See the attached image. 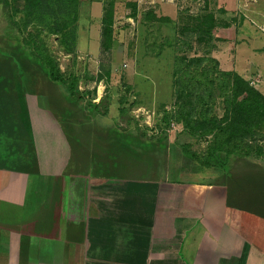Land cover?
<instances>
[{
	"label": "rangeland",
	"instance_id": "374dc122",
	"mask_svg": "<svg viewBox=\"0 0 264 264\" xmlns=\"http://www.w3.org/2000/svg\"><path fill=\"white\" fill-rule=\"evenodd\" d=\"M127 3L136 4V18H129L133 11L126 6ZM104 7L105 0H81L74 53L66 54L55 37L46 36L45 40L61 71L78 78L79 90L89 95L81 100L79 107L87 111L89 101L97 104L105 97L104 105L99 109L102 112L107 107L106 115L95 113L91 119L84 118L87 112L72 115L76 109L66 107L63 101V94L67 93L65 87L48 83L41 89L38 78L34 80V88L22 93L16 76L10 77L6 71L5 61L3 63L6 48L0 44V166L7 170L26 169L28 172L36 166V151L37 159L41 157L37 167L50 157L45 143L47 137L41 129L47 124L39 118L37 121L41 127L36 125L35 117L29 112L31 109L36 114L38 110L46 111L59 128V134L50 131L51 138L57 141L64 138L68 143L71 157L66 162V175H72L73 182L82 176L84 180H98L93 174L99 173L98 161L106 159L108 162L113 158L106 155L104 158L101 152L98 153L103 146L111 144L101 135L115 126L119 131L131 133L143 141L166 136L164 142L169 147L167 166L166 171L160 173L168 175L163 177L164 181L173 182L172 178L182 162V146L189 144L190 151L197 154L206 147L204 140L198 142L186 136L180 124L171 121L166 127L164 122L165 115H174L176 109L172 74L177 53L165 42H172L177 36L175 24L183 25V21L178 20L180 11L192 15L203 10L213 12L221 27L214 32L211 57L218 61L221 71L236 72L264 95V0H115L114 42L109 52H104L100 44ZM2 11L0 6V40H10L16 36L15 29ZM148 12L158 18L168 17L170 21H148L145 17ZM178 37L183 39L180 35ZM194 51H190L189 56L194 55ZM68 111L71 114L67 115ZM214 112L219 117L223 115L220 101L214 106ZM10 130L13 137L9 139ZM92 153L97 154L93 156ZM255 162L264 165V157L255 159ZM114 166L109 173L115 174L120 184L154 180L149 170L145 173L131 169L130 173L129 169L122 167L120 170ZM129 175L132 176L128 178ZM214 177L215 174H181L178 180L184 183L194 179V182H204ZM37 197L34 193V197H28V200L30 202Z\"/></svg>",
	"mask_w": 264,
	"mask_h": 264
},
{
	"label": "crops",
	"instance_id": "0c3cea01",
	"mask_svg": "<svg viewBox=\"0 0 264 264\" xmlns=\"http://www.w3.org/2000/svg\"><path fill=\"white\" fill-rule=\"evenodd\" d=\"M29 112L47 124L36 122L50 157L37 167L35 150L29 173L0 166V264H264L258 218L228 207L225 188L81 174L73 182L71 149L50 135L58 126L46 111Z\"/></svg>",
	"mask_w": 264,
	"mask_h": 264
},
{
	"label": "trees",
	"instance_id": "16d2710c",
	"mask_svg": "<svg viewBox=\"0 0 264 264\" xmlns=\"http://www.w3.org/2000/svg\"><path fill=\"white\" fill-rule=\"evenodd\" d=\"M80 4L81 0H0L1 10L16 35L10 40H0V44L6 48V56L3 55L6 71L10 77L16 76L22 93L35 87L36 78L41 89L48 83L64 86L66 107L76 109L72 115L87 112L84 118L91 119L95 113L106 115L107 107H103L102 112L99 109L104 105L105 97L97 104L89 101L87 111L82 110L79 103L88 94L79 90L78 78L61 71L45 40L46 36L55 37L66 54L75 52ZM126 6L133 11L129 18H136V4L127 3ZM115 8V0H105L100 41L104 52H109L113 46ZM178 15L183 25L175 24L177 36L172 42H165L177 52L172 74L176 109L174 115H165L164 122L166 127L171 121L180 124L186 136L198 142L204 140L206 147L197 154L190 151L189 144L182 146V162L173 182L195 186L198 183H184L178 177L181 174H215L216 177L206 179L199 186L225 188L228 207L260 220L259 240L254 243L264 253V165L255 162V159L264 157V95L236 72L221 71L218 61L211 57L214 32L221 27L213 12L203 10L192 15L180 11ZM145 17L152 22L170 21L168 17H156L152 12L146 13ZM190 51H194V55L189 56ZM217 101L223 110L220 117L214 112ZM109 130L101 136L111 144L103 146L98 153L101 152L104 158L105 155L113 158L108 162L106 159L98 161L99 173H93L96 177L116 179L115 174L109 173L116 165L117 169L124 167L130 173L131 169L145 173L149 170L154 180L167 178L168 175L160 173L166 171L167 166L169 147L164 142L166 136L143 141L131 133L119 131L116 126ZM201 195L197 192L196 197Z\"/></svg>",
	"mask_w": 264,
	"mask_h": 264
},
{
	"label": "water",
	"instance_id": "95a60500",
	"mask_svg": "<svg viewBox=\"0 0 264 264\" xmlns=\"http://www.w3.org/2000/svg\"><path fill=\"white\" fill-rule=\"evenodd\" d=\"M8 135L9 136H7V138H9V139L13 137L12 130H10V133Z\"/></svg>",
	"mask_w": 264,
	"mask_h": 264
}]
</instances>
